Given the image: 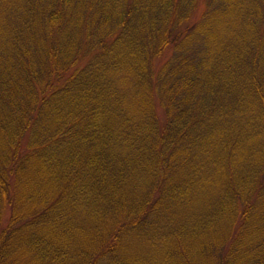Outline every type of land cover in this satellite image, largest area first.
Listing matches in <instances>:
<instances>
[{"label": "trees", "instance_id": "16d2710c", "mask_svg": "<svg viewBox=\"0 0 264 264\" xmlns=\"http://www.w3.org/2000/svg\"><path fill=\"white\" fill-rule=\"evenodd\" d=\"M0 264H264V0H0Z\"/></svg>", "mask_w": 264, "mask_h": 264}, {"label": "rangeland", "instance_id": "374dc122", "mask_svg": "<svg viewBox=\"0 0 264 264\" xmlns=\"http://www.w3.org/2000/svg\"><path fill=\"white\" fill-rule=\"evenodd\" d=\"M8 214V206L4 207V210L2 211V222L6 219V216Z\"/></svg>", "mask_w": 264, "mask_h": 264}]
</instances>
